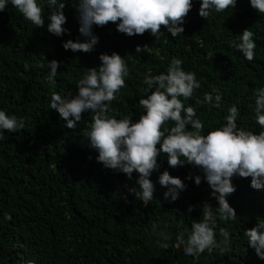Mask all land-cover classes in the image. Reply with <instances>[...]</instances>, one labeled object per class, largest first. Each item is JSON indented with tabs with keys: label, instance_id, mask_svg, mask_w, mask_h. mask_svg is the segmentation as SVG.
<instances>
[{
	"label": "trees",
	"instance_id": "16d2710c",
	"mask_svg": "<svg viewBox=\"0 0 264 264\" xmlns=\"http://www.w3.org/2000/svg\"><path fill=\"white\" fill-rule=\"evenodd\" d=\"M199 5L200 0H193L184 33L177 37L167 33L165 25L159 40L147 30L129 36L111 21L94 25L99 40L90 52L62 46L67 39H85L70 0L63 9L70 31L61 36L35 27L11 4L0 11V108L25 120V129L5 130L0 139V264H264L243 236L245 228L264 220V188L251 187V177L232 178L236 189L227 198L237 218L218 221L217 238L219 228L227 229L230 247L185 255L175 246L176 233L190 230L192 220L201 218L198 205L203 201L216 204L207 182H194L196 174L202 175L200 170L188 163L171 167L161 155V167L151 176L155 198L145 205L128 192L129 187H138L137 173L129 179L103 167L95 159L98 153L84 141L93 114L82 113L77 127L70 129L50 108L52 92L75 94L76 81L87 67H98L101 53L116 51L127 61L129 76L118 99L110 102L109 115L136 120L143 111L138 104L145 95L143 75L164 72L170 60L179 57L201 84L186 105H195L196 97L202 99L213 88L222 96L219 107L197 106L205 132L224 122L232 104L240 108L238 126L262 130L255 120L254 94L264 87V13L252 8L249 0H237L234 9L213 12L205 19L198 13ZM247 27L255 33L252 61L231 44ZM137 44L148 45L149 50L137 54ZM46 59L60 61L54 81L46 79L47 69L37 66ZM25 62L29 70L24 69ZM171 123L167 122L169 127ZM164 169L187 185L175 201L163 197L166 189L158 176ZM189 174L193 179H186ZM189 205L194 206L191 213ZM153 224L157 233L171 236L167 249L157 243L160 237L153 233Z\"/></svg>",
	"mask_w": 264,
	"mask_h": 264
},
{
	"label": "clouds",
	"instance_id": "9594fccd",
	"mask_svg": "<svg viewBox=\"0 0 264 264\" xmlns=\"http://www.w3.org/2000/svg\"><path fill=\"white\" fill-rule=\"evenodd\" d=\"M70 2L78 12V31L85 38L62 41L63 48L72 52L92 51L99 40L93 26H103L109 21L116 24L118 31L129 36L143 34L147 30L155 40H159L161 25H165L167 33L177 37L184 33V18L193 7V0ZM249 3L258 13H264V0H249ZM9 4L35 27H46L57 36L70 31L65 27V0H0V11ZM236 4L237 0H200L198 13L207 19L213 12L234 9ZM45 8L48 9L47 16ZM254 35L247 27L231 41L232 46L248 61H252L256 55ZM148 50V45L137 44L135 47L137 54ZM99 59L101 64L98 67H87L86 73L76 81L75 94L52 92L50 108L59 113V117L65 121L64 126L70 129L77 127L82 113L93 114L90 128L84 130V141L98 153L95 159L103 167L123 172L129 179L134 171L137 173L138 187H129L128 192L145 205L155 198L156 185L151 176L154 170L161 167L158 157L166 156L171 167L186 163L197 167L202 175L194 176L195 184L206 181L216 204L205 200L198 205L201 218L192 220L190 230L176 233L175 246L182 247L185 255L192 256H199L205 250L211 252L216 248L230 247V232L219 228L218 239L217 227L218 221H234L237 218V212L227 198L236 189L232 178L251 177V187L264 188V87L254 94L255 120L262 130L256 132L238 126L240 108L232 104L224 122L205 132L204 121L197 115V106L206 103L210 107H219L222 96L213 88L211 92H205L202 99L196 97L195 105H186L185 101L195 97L201 84L195 72L184 69L181 58L173 57L164 72L143 75L145 95L140 96L138 101L143 109L139 118L133 120L129 115L117 118L109 115L110 102L118 99L126 83L125 78L129 76V66L124 56L116 51L101 53ZM37 66L41 70L47 69L46 79L54 81L60 61L40 60ZM29 68L30 65L25 62L24 69ZM169 121L172 122L170 127L167 124ZM22 129H25L23 117L0 108V139H3L5 130L10 133ZM186 179H193V176L189 174ZM158 182L166 189L163 197L168 201L178 199L181 191L187 187L184 180L171 175L168 169L160 173ZM193 207L189 205L187 211L191 213ZM156 230L157 225L153 224V233L160 237L157 243L167 249L171 236L163 231L157 233ZM243 236L257 257L264 259V220L245 228Z\"/></svg>",
	"mask_w": 264,
	"mask_h": 264
}]
</instances>
